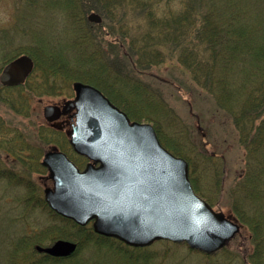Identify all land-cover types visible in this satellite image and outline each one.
Instances as JSON below:
<instances>
[{"label": "trees", "instance_id": "16d2710c", "mask_svg": "<svg viewBox=\"0 0 264 264\" xmlns=\"http://www.w3.org/2000/svg\"><path fill=\"white\" fill-rule=\"evenodd\" d=\"M89 1L66 0L65 8L75 23L71 29L78 31L77 34L62 44L35 43L33 50L21 51L4 60L5 64L19 54H27L34 62V70L21 85L0 84V102L13 114L28 118L30 101L35 98L68 94L71 82L76 80L93 85L129 118L151 122L161 144L165 141L170 152L188 163L189 178L198 195L191 177L194 170L189 158L192 150L176 140L181 139L179 135L167 139L159 131L160 124L173 122L171 108L153 90L142 85L135 73L105 58L103 41H96L90 31L93 26H98L97 30L99 24L85 19L90 10H96L104 19L112 21L119 17L121 9L135 13V19L131 20L120 15L127 21L119 22L117 30L133 52L134 58L130 56L132 66L144 70L167 59L175 60L191 81L231 118L237 142L243 149V169L228 191L229 204L235 220L250 232L253 252L245 256V263L264 264V0H91V6ZM108 26L110 28V24ZM116 45L110 44V49ZM143 105L160 112L161 116L143 111ZM65 126L41 125L37 135L70 154L72 160L82 166L86 160L72 152L67 134L62 130ZM22 141L25 137L21 130L10 126L0 116V171L3 159L15 161L19 158L24 165L18 170L24 171L36 163L37 154L29 146L31 154L22 159L24 148L18 146ZM210 157L212 155L208 154L206 159ZM216 182L219 185L220 180ZM206 201L219 210L216 203ZM72 239L78 243L79 251L89 245L107 246L127 260L141 264H152L153 258L157 257L154 250L157 245L163 246L167 253L177 246L158 241L148 247H130L114 238L96 234L91 226L78 225ZM28 243L25 244L28 246ZM25 257L31 259V253L27 251ZM81 258L75 261L76 264H82ZM70 263V260L64 262L63 258L46 257L44 264Z\"/></svg>", "mask_w": 264, "mask_h": 264}, {"label": "rangeland", "instance_id": "374dc122", "mask_svg": "<svg viewBox=\"0 0 264 264\" xmlns=\"http://www.w3.org/2000/svg\"><path fill=\"white\" fill-rule=\"evenodd\" d=\"M65 4L66 0H0V71L4 66V60H8L21 51L33 50L35 43L41 45L48 41L50 45L62 44L71 35L78 33L71 29L75 23L69 17ZM88 5H92L91 0ZM92 12L101 17L99 23L87 19V15ZM119 12V17L113 21L104 19L96 10L86 12L85 19L100 26L97 30L95 29L98 26H93L90 31L96 36V41H103L101 46L105 58L115 61L124 70L135 73L142 85L153 90L171 108L173 122L165 123L168 124L167 126L160 124L161 135L167 139L171 136L176 138L179 135L181 139L176 138V140L192 150L189 157L194 169L191 177L199 191L198 195L212 204L216 203L215 205L219 207L218 211L240 225L239 232L234 238L212 255L191 250L185 244H176L177 246L172 247L168 253L163 246L154 245L157 257L153 258L152 264H241V262L246 264L245 256L253 252L250 232L235 220L229 204L231 197L228 191L238 180L243 169V149L237 142L231 118L224 110L217 107L205 91L191 81L187 72L175 60L167 59L162 64L136 70L131 64L133 62L131 57L134 58L133 52L122 41L117 31L121 21L135 19V13L125 9ZM120 15L127 20H122ZM109 24L113 30L109 28ZM110 44L116 46L110 49ZM72 82L68 94L42 96L30 101L28 118L13 114L0 102V116L6 119L10 126L17 127L24 134L25 141L18 145L24 148L21 151L22 159H27L31 154L28 151L29 147L33 149V152L35 151V155L37 154L36 163L27 166L28 169L25 171L18 170L24 165L19 158L15 161L3 159L1 163L0 264H30L31 260L25 257L26 250L30 247L28 249L31 251V244L38 242L37 232L40 230L43 232V237L40 239L43 245L50 246L54 239L76 244V252L74 250L70 256L63 258L64 262L70 260L76 264L75 261L82 256V264H141L127 260L123 254L113 252V248L107 246L89 245L86 249L81 248L79 251L78 243L72 239L76 228L71 223L58 220L48 208L43 210L26 207L25 197L29 192L43 193L44 188L51 187L47 170L41 165L43 153L48 150L62 151L38 137L37 130L41 125L49 124L61 128L60 125L67 120V117L62 116L54 123H48L43 117V108L46 105L60 106L65 100L71 99L74 95ZM142 109L150 115L161 116L160 112L146 108L144 105ZM68 129L69 126H65L62 130L67 134ZM66 136L68 139V135ZM165 143L162 141L164 147ZM171 143L173 142L167 144L172 145ZM23 144L26 145L23 146ZM64 153L72 159L70 154ZM208 154L212 157L206 159ZM79 167L82 168L83 165ZM215 169H218L217 174ZM17 172L19 177L16 176ZM2 175L9 177L4 178ZM10 175L14 176L15 180ZM216 180H220L219 185ZM56 225L62 229H55ZM28 240L31 242L27 246L25 243Z\"/></svg>", "mask_w": 264, "mask_h": 264}, {"label": "water", "instance_id": "95a60500", "mask_svg": "<svg viewBox=\"0 0 264 264\" xmlns=\"http://www.w3.org/2000/svg\"><path fill=\"white\" fill-rule=\"evenodd\" d=\"M87 19L101 21L93 12ZM33 68L21 54L2 67L0 83L20 85ZM72 90L60 106L43 108L47 122L69 115L68 143L87 160L80 169L62 151L43 153L41 165L52 181L44 199L54 212L133 247L165 240L212 255L234 238L240 225L194 192L187 162L161 145L150 123L130 120L90 84L74 81ZM36 248L67 256L76 244L56 240Z\"/></svg>", "mask_w": 264, "mask_h": 264}, {"label": "flooded vegetation", "instance_id": "af4514ba", "mask_svg": "<svg viewBox=\"0 0 264 264\" xmlns=\"http://www.w3.org/2000/svg\"><path fill=\"white\" fill-rule=\"evenodd\" d=\"M69 122H70V119L67 117V120L65 122H62L61 127L65 126L66 124L68 125ZM25 203L27 205L26 207H28L29 209L38 208V209L45 210L47 208L45 200H44V197H43V193L39 192V191L29 192V194L26 195V197H25ZM50 213H52L56 218H58V220L69 222L75 228L77 227V223H75L74 221H71V220H69L67 218H64V217L54 213L53 211H50ZM58 227H59V225L58 226L56 225L55 228H58ZM37 233H38L37 238L39 239L38 242H35L34 244H31V247H32L31 251L29 250L30 247H28L29 249L27 248V251H29L31 253V259H30L31 263L44 264L46 257L65 258V257H68V256L71 255L70 254V255H67V256H53V255L47 254L45 252L38 251L37 248H36L37 246L47 247L48 245H43L42 242H40V239L43 237V232L40 230ZM29 240L27 242H31ZM56 240L57 239H54V241L51 243V245ZM23 241H26V240H23ZM75 252H76V250H75ZM72 258H73V256L71 257V260H72ZM71 262L74 264V261H71Z\"/></svg>", "mask_w": 264, "mask_h": 264}]
</instances>
